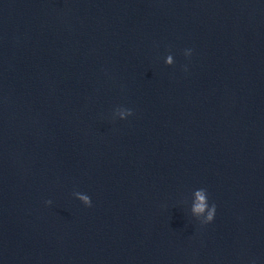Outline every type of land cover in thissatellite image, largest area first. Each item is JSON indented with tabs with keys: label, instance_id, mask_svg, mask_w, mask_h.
<instances>
[{
	"label": "water",
	"instance_id": "obj_1",
	"mask_svg": "<svg viewBox=\"0 0 264 264\" xmlns=\"http://www.w3.org/2000/svg\"><path fill=\"white\" fill-rule=\"evenodd\" d=\"M0 264H264V0H0Z\"/></svg>",
	"mask_w": 264,
	"mask_h": 264
},
{
	"label": "clouds",
	"instance_id": "obj_2",
	"mask_svg": "<svg viewBox=\"0 0 264 264\" xmlns=\"http://www.w3.org/2000/svg\"><path fill=\"white\" fill-rule=\"evenodd\" d=\"M197 197H198L200 203H198L196 205V211L200 212V211H203L204 210V208H205L206 205L204 203V196L201 193H197ZM84 199H85V201L88 200L87 197H84ZM211 218H212V212L210 211L209 212V219H211Z\"/></svg>",
	"mask_w": 264,
	"mask_h": 264
}]
</instances>
